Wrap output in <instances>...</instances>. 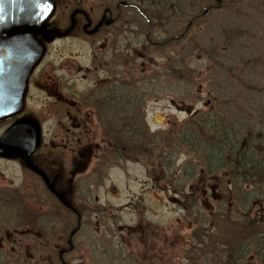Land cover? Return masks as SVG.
<instances>
[{
    "label": "rangeland",
    "instance_id": "1",
    "mask_svg": "<svg viewBox=\"0 0 264 264\" xmlns=\"http://www.w3.org/2000/svg\"><path fill=\"white\" fill-rule=\"evenodd\" d=\"M221 1L217 7L216 0H151L153 16L159 25L150 41L141 35L142 43L136 45L139 57L133 69L136 92L146 95V99H142L151 131L178 129L192 116L215 113L216 119L243 124L246 130L254 129L264 142V0ZM208 3L213 7L205 12ZM63 11L64 14L68 12L64 3L59 2L58 14ZM198 14H201L199 19L184 33L192 16ZM170 37L175 39L170 41ZM107 47L88 46V42L74 37L56 40L49 47L45 62L53 63V68L43 73L41 82L57 81V74L72 72L76 66L82 68L75 72L77 88L84 89L93 83L83 77L84 68L90 67L93 58H98ZM66 92L61 91L63 95ZM29 95L27 111L32 112L46 96L35 86ZM83 121L72 124L75 126L72 130L80 133L87 128L95 141L101 139L103 125L95 119L84 118ZM58 129L59 123L53 118L45 124L42 149L65 146L62 138L66 131L63 135ZM164 141H158V149L164 156L151 153L146 164L145 154L137 150L134 154L137 162H125L123 169H108L105 184L97 193L101 205L109 210L104 219L99 220L95 214L88 216L89 225L77 236V246L69 256V264H215L211 236L227 238L234 233V221L228 224L225 219L218 220L217 216H225H219L220 213L216 214L213 209L219 201H223L225 209L230 208L225 198L229 193L227 189H231L229 179L220 182L208 178L200 159L189 148L175 142L170 147L163 144ZM178 146L181 150L176 156L170 155L171 148ZM171 158L177 161L175 167ZM194 160L197 174L189 179L191 187L187 191L195 188L200 207L199 212L195 210V216L187 217L186 210L157 187L156 178L168 173L170 179L171 172L176 170L182 174L185 163L192 164ZM96 163L92 159L89 166ZM20 171L17 160H0V183L16 186ZM183 181L182 178L176 183ZM111 183L121 189L119 197L109 191ZM169 183L172 189L170 180ZM218 196L222 198L218 200ZM263 200L264 191L250 202L249 211L264 221ZM233 202L237 205L235 199ZM8 205L11 207V203ZM4 207L0 206V212ZM13 208L15 214V203ZM9 231L0 234V247L7 248L8 257L20 260L19 264H34L29 259L33 247H21V237ZM194 231L199 232L201 247H192ZM57 256L58 248L48 247L40 255L39 262L55 264ZM255 264L262 263L255 260Z\"/></svg>",
    "mask_w": 264,
    "mask_h": 264
},
{
    "label": "flooded vegetation",
    "instance_id": "2",
    "mask_svg": "<svg viewBox=\"0 0 264 264\" xmlns=\"http://www.w3.org/2000/svg\"><path fill=\"white\" fill-rule=\"evenodd\" d=\"M216 1L219 7L222 1ZM55 2L56 10L48 21L47 29H55L59 32L70 30L66 35L57 36L51 42L39 37L45 44L46 50L29 77L24 108L20 114L0 121V138L18 118L30 116L39 122L41 143L33 152L32 160L46 173L56 190L63 194L75 209L68 207L48 187L42 174L27 167L22 157L10 159L0 156V160H17L21 166L16 186L0 183V206H5L0 212V234L9 233V230H12L11 233H18L21 237V247H33L29 259L33 260L34 264H40V255L48 247L58 248L55 264H69V256L77 246V236L84 227L87 228L89 225L88 216L95 214L98 219H104L105 212L109 210L101 205L97 193L98 189L105 184L108 169L112 167L123 169L125 162L138 161L134 158L135 147H127L119 141L121 134L116 130L115 125L135 122L138 112L146 120L142 99L146 95L137 94L133 69L139 57L136 45H141V35L144 34L146 40L150 41V36L156 33L151 0H55ZM59 2L64 3L67 13L64 14L63 11L58 14ZM208 6L207 10L213 7L210 3ZM200 15L192 16L184 33L199 19ZM68 37H74L86 44L88 42V46L108 45L105 51L99 53L98 58H93L90 67L84 68L83 77L90 79L93 83L81 90H78L75 80V72L80 71L81 67L74 66L72 70L74 73L69 71V73L57 74V81L52 83L41 82L43 73L48 68L51 70L53 68V63L45 64L49 47L56 40ZM33 86L43 92L46 97L40 99V106L34 107V112H28L27 102ZM61 88L67 91L66 94L61 93L64 91ZM51 118L59 123V134L66 131L62 138L65 146L42 149L45 124ZM84 118L98 120L100 125H103L101 139L95 141V137L89 134L90 131L87 128L80 133L72 130L75 128L72 124H80L84 122ZM134 136L135 133L130 132L128 139L131 140ZM129 144L133 145L135 142H129ZM86 150H89V153ZM143 153L148 164V156L151 157V153ZM92 159H95L97 163L89 166ZM176 162V160L172 162L174 167ZM188 163H185L184 169L180 167L183 170L182 174L180 170H176L171 172L170 179L168 173H163L156 178L157 187L183 207L187 217L195 216L197 214L195 210L199 212L200 207L195 188L192 187L189 192L187 191V188L191 187L189 179L197 174L195 160L192 164ZM182 178L183 183L177 184L176 181L180 183ZM209 178L223 181L218 177L210 176ZM169 180L172 182V189L169 187ZM229 184L231 189H227L229 193L225 198L229 200L230 208L225 209L223 201L215 202L216 205L213 207L216 214L219 212V216H225H217L218 220H227L228 217L233 219L234 215L239 214L246 217L248 215L246 212L248 205L244 206L245 210L242 213H238L236 208L233 209L230 198L233 193L231 180ZM150 189L152 186L148 190ZM109 191L116 197L121 195V189L115 183L109 185ZM216 198L219 200L222 197ZM13 203L16 204L15 214ZM8 213L10 216L7 217ZM243 221L247 222L246 218ZM28 228H30L29 231ZM214 235L210 238V247H212L211 254L214 256L215 264H255L254 254L250 256L249 253L252 249L255 250L256 247L261 246L250 241L247 231L241 236L231 233L227 238ZM193 238L192 247H201L199 232L194 231ZM249 247L253 248L249 249ZM11 248L13 251H19L15 247ZM5 250L8 251L7 248L0 247V264L20 263V260L10 259Z\"/></svg>",
    "mask_w": 264,
    "mask_h": 264
},
{
    "label": "trees",
    "instance_id": "3",
    "mask_svg": "<svg viewBox=\"0 0 264 264\" xmlns=\"http://www.w3.org/2000/svg\"><path fill=\"white\" fill-rule=\"evenodd\" d=\"M155 19L156 17L153 16L154 29L156 27ZM168 39L171 41L175 38ZM137 109L139 111V104ZM215 116H217L215 113L195 115L180 124L178 129L171 128L170 131L153 132L144 116L138 112L135 122L116 124L115 126L121 134L119 141L126 144L127 147H135L136 151L150 152L162 157L165 154L158 149V141L163 139L165 140L163 144L170 147L178 143L180 146L189 148V151L200 159L201 165L204 166L205 176L231 180L233 193L230 198L232 204L234 199L237 202V206L233 204V209L236 208L238 213H242L245 210L244 206L248 205L246 210L248 215L247 217L241 214L234 215L233 219L228 217L226 222L229 224L234 221V233L241 236L247 231L250 241L261 246L251 252L254 253L255 260L264 264V221L259 216H253L249 211L250 202L255 197L262 195L264 191L263 138L256 132L254 133V129L246 130L243 124L237 125L236 122L219 120ZM130 132L135 133L131 140L128 139ZM168 132H171L170 136H166ZM174 134L176 135L171 138ZM133 141L135 144L130 145L129 142ZM180 146L171 148L173 151L170 155L176 156L181 150ZM172 162L173 158H171ZM244 218L247 222L243 221ZM251 248L249 247V249ZM253 253H250V256Z\"/></svg>",
    "mask_w": 264,
    "mask_h": 264
},
{
    "label": "water",
    "instance_id": "4",
    "mask_svg": "<svg viewBox=\"0 0 264 264\" xmlns=\"http://www.w3.org/2000/svg\"><path fill=\"white\" fill-rule=\"evenodd\" d=\"M55 10V0H0V121L20 114L24 108L29 77L46 50L39 37L51 42L70 30L47 29ZM40 143L39 122L30 116L21 117L0 138V156L22 157L26 166L42 174L48 187L74 209L33 162L32 154Z\"/></svg>",
    "mask_w": 264,
    "mask_h": 264
}]
</instances>
